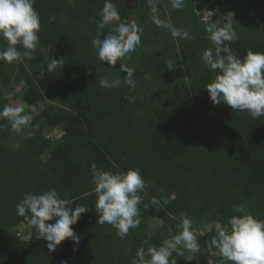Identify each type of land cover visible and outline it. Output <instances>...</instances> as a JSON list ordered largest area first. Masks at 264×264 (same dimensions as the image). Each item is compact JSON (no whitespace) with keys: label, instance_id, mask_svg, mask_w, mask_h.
I'll use <instances>...</instances> for the list:
<instances>
[{"label":"trees","instance_id":"trees-1","mask_svg":"<svg viewBox=\"0 0 264 264\" xmlns=\"http://www.w3.org/2000/svg\"><path fill=\"white\" fill-rule=\"evenodd\" d=\"M104 2L35 0L41 20L36 50L21 61H0V108L13 85L23 87V114L43 106L19 132L0 119V264H132L141 246L159 247L176 235L182 215L192 220L200 250L192 259L187 250L170 259L220 264L208 246L214 228L206 226L227 225L233 215L264 220V116L254 119L211 101L205 86L216 73L202 53L214 46L198 7L215 10L213 21L234 13L237 39L226 43L242 57L248 49L264 52V0H184L179 9L158 0V19L192 39L157 26L147 0H112L122 22L143 29L141 45L116 66L100 61L91 43ZM114 26L105 27L102 40ZM6 47L0 38V50ZM52 58L64 63L49 72ZM120 63L135 70L132 84ZM103 78L121 83L106 89L98 83ZM55 129L61 136L46 137ZM93 163L113 173L139 169L146 182L138 193L140 225L123 239L112 225L97 224ZM53 188L67 207L89 208L73 225L79 243L66 240L55 252L16 212L25 194Z\"/></svg>","mask_w":264,"mask_h":264},{"label":"clouds","instance_id":"clouds-1","mask_svg":"<svg viewBox=\"0 0 264 264\" xmlns=\"http://www.w3.org/2000/svg\"><path fill=\"white\" fill-rule=\"evenodd\" d=\"M147 2L157 26L168 28L174 38L192 39L188 31L177 29L170 23L158 19V0ZM183 3L184 0H171V6L176 9L181 8ZM34 4L35 0H0V38L7 42V47L0 50V61L9 64L21 61L24 57L30 58L36 50L41 20ZM215 14V10H205L201 14L205 22V31L208 33L207 39L214 46L202 53V61L216 73L205 89L214 104H224L238 112L246 111L252 118L259 119L264 116V52L248 49L246 55L242 57L235 54L226 43L237 39V33L233 29L234 13L228 12L223 16V20L213 21L212 17ZM98 15L100 21L96 26L97 36L91 41L98 59L111 66H116L120 60L130 59V54L141 45L143 29L134 21L122 22L112 0H105ZM114 23L115 26L102 40L101 33L105 27ZM17 45L22 46L24 51L21 52ZM63 63V58L59 60L52 58L47 64V69L53 72ZM168 67L171 68L170 65ZM119 71L127 73L125 82L133 83L132 77L135 72L133 68L120 63ZM98 83L106 89L115 88L120 85L121 80L109 81L103 78ZM7 99L9 103L0 108V119H7L11 124V130L19 132L22 126L30 123L32 116L22 114L25 109L15 106L11 95ZM91 174L93 192L96 196L97 224L108 223L116 229L121 239L127 237L130 229L139 227L141 222L139 206L143 199L138 193L147 185L140 170L129 168L126 172L113 173L100 170L93 163ZM155 202L153 200V203ZM68 203L69 201L60 198L53 188L42 194H25L17 203L16 212L35 227L38 239L48 242L49 251L55 252L66 240L79 243L73 225L77 224L81 215L89 210L84 205L69 208L66 206ZM51 221L55 222L50 223ZM206 228L208 231L214 228L215 235L211 237L208 246L217 250L220 264H264V220H258L251 214L233 215L227 225L215 221ZM185 250L197 253L200 244L192 231V220L182 215L176 235L163 240L159 247L149 246L145 249L141 246L132 264H177L176 259H170L173 252L177 256H182Z\"/></svg>","mask_w":264,"mask_h":264},{"label":"rangeland","instance_id":"rangeland-1","mask_svg":"<svg viewBox=\"0 0 264 264\" xmlns=\"http://www.w3.org/2000/svg\"><path fill=\"white\" fill-rule=\"evenodd\" d=\"M205 10H207V6H204V8L199 12V13H203ZM199 11V9H198ZM23 92V87L19 86V85H13L8 94H6V99L9 95L12 96V103L15 105V106H20V107H23L25 110L27 109V106L23 103L22 99H21V93ZM8 101V99H7ZM43 109V106H39V107H33L31 108L30 110L32 111L31 112V116H32V119L35 115L39 114L40 111ZM23 114V113H22ZM38 126V125H37ZM36 126V127H37ZM62 134V130L61 129H55L52 133L50 131H46L45 135L46 137L50 138V137H53L54 139H56V137L58 138L59 136H61ZM155 225H157V222L155 221L154 222ZM25 227L24 225L21 226V231H24ZM26 236V235H25ZM194 257V254L193 253H188L186 255V258L187 259H192ZM217 258L216 255H214V259Z\"/></svg>","mask_w":264,"mask_h":264},{"label":"water","instance_id":"water-1","mask_svg":"<svg viewBox=\"0 0 264 264\" xmlns=\"http://www.w3.org/2000/svg\"><path fill=\"white\" fill-rule=\"evenodd\" d=\"M203 9V7L201 6L200 9H199V12Z\"/></svg>","mask_w":264,"mask_h":264},{"label":"crops","instance_id":"crops-1","mask_svg":"<svg viewBox=\"0 0 264 264\" xmlns=\"http://www.w3.org/2000/svg\"><path fill=\"white\" fill-rule=\"evenodd\" d=\"M204 7V6H203Z\"/></svg>","mask_w":264,"mask_h":264}]
</instances>
